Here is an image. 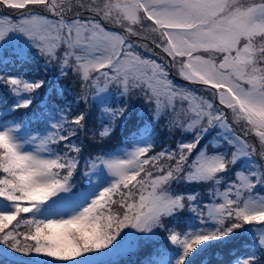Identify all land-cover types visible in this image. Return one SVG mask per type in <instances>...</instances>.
Masks as SVG:
<instances>
[{
	"label": "snow or ice",
	"instance_id": "1",
	"mask_svg": "<svg viewBox=\"0 0 264 264\" xmlns=\"http://www.w3.org/2000/svg\"><path fill=\"white\" fill-rule=\"evenodd\" d=\"M0 7L26 10L15 19L0 17V63L7 62L3 52L22 45L17 58L34 49L46 66L58 64L61 76L71 71L79 99L108 117L101 138L128 111L126 104L108 106L112 86L122 97L140 91L155 120L167 116L169 128L193 134L174 149L149 155L155 128L146 124L132 137L131 151L87 163L80 176L87 183L77 189L81 146L73 138L87 130L90 114L72 115L71 106L49 103L51 89L40 95L43 79L0 74V87L14 97L8 113L41 103L31 115L0 121V264H103L95 253H121L133 240L156 237L157 230L172 247L147 264H195L214 242L234 233L249 241L230 264H264V164L253 159L264 160V0H0ZM130 37L151 38L169 65L141 56L135 49L147 45ZM168 66L212 90L222 109L174 85ZM33 121L37 127L30 129ZM233 124L256 138L259 152ZM214 129L227 150L201 146ZM60 145L66 151L54 147ZM238 162L234 180L222 175ZM180 182L210 185L211 202L200 207L199 193L172 187ZM186 206L198 223L181 232L173 221ZM27 213L31 217L21 215ZM12 253L48 259L22 262Z\"/></svg>",
	"mask_w": 264,
	"mask_h": 264
},
{
	"label": "trees",
	"instance_id": "2",
	"mask_svg": "<svg viewBox=\"0 0 264 264\" xmlns=\"http://www.w3.org/2000/svg\"><path fill=\"white\" fill-rule=\"evenodd\" d=\"M2 56L7 62L0 63V74L12 76L22 75L26 79H43L46 83L45 87L40 90V95L43 97L44 94L48 93L51 89L50 94L47 96L49 103L55 102L60 105L71 106L72 115H75L79 110L87 111L90 114L87 130L80 131L78 138H73L74 142L81 146V153L78 157L80 163L77 173L74 174V180L77 181V189H79L82 184L87 183L86 179H80V176L86 170L87 163L91 162L99 155H114L121 152L123 149H132L134 146L132 144V137L137 129H143L146 124L154 125L156 130L154 135V148L152 152L149 153L150 155H155L165 148L169 149L171 148V145H173V147L176 146L179 138H193L192 133L183 132L179 128L170 131L166 126L168 117L165 116L161 117L159 120H155L153 118L152 108L150 107L149 111L148 105L142 110L139 107L131 109L127 105L126 97H119V91L115 86H112L115 91L110 89L114 99L108 106L111 108H119L126 104L127 107H129V110L125 113L126 118L116 119L111 135L109 137L101 138L99 136V131L101 130L102 123H109L108 117L102 115V109L93 107L91 104L85 105L84 102L79 99V96L72 90L73 83L64 80V77L60 75L57 65L53 68L50 65V68H48V65L46 66L44 62V57H37L33 54H26L24 57L17 58L16 52L9 53L5 51L2 53ZM13 100L14 97L8 93L6 88L0 87V111H7L8 106L13 103ZM216 101L219 103L217 98ZM40 107V101H36L34 102L32 109H22L18 113H6L0 118V121L6 120L12 122L18 120L25 111H28L29 115H31L32 112L37 111ZM227 111L228 110H226V112ZM228 117H230V112H228ZM35 127H37V122L33 121L30 129H34ZM217 132L218 130L216 129L212 130L210 135L206 136L201 141V146L208 145L209 152L227 149V145L225 144H223L224 146L218 147V149L212 147V140ZM62 150L66 151V149L63 148ZM72 155H75V153H72ZM193 155H195V153H193ZM241 167L242 163H237L235 169L230 168V170L232 169L231 173L235 170H239ZM2 175L3 173H0V176ZM223 188L224 185L222 184L221 190H223ZM75 190L76 189H74V191ZM177 191L199 193L198 202L200 207L211 202L210 185L184 183L181 185L179 184V189ZM113 207L116 208V206ZM21 215H29L28 217H31V213H28V215ZM178 215L180 221L177 222L174 220L173 225L177 226V230L181 232L185 230V225L189 226V223L193 219L197 220L195 214L192 213L187 206ZM27 230V228L20 229V231L23 232H26ZM161 235L160 238L154 237L150 240H140L138 250L135 253L133 252L131 256H125L119 260H114L109 264H147L150 259H158L160 250L172 247L166 239L167 234L161 232ZM247 241H249V238L246 235H238L234 233L232 237L225 238L223 242H214L212 246L208 247L196 258L195 264H230V261L235 255H239L243 252L242 245ZM106 263L107 262H104L103 264Z\"/></svg>",
	"mask_w": 264,
	"mask_h": 264
},
{
	"label": "rangeland",
	"instance_id": "3",
	"mask_svg": "<svg viewBox=\"0 0 264 264\" xmlns=\"http://www.w3.org/2000/svg\"><path fill=\"white\" fill-rule=\"evenodd\" d=\"M22 11H26V10H12V9H7V8H4V7H0V17H11V18L15 19V18H18L21 15ZM35 11L40 12L43 15H50L47 12H43V10H41V9H35ZM84 15L87 16L88 14L85 13ZM148 23H150V22H148ZM105 27L109 28V29H111L113 31L122 32V29H120L119 27H115V26H113L111 24H105ZM130 39L133 41L134 44H138V45H145L146 44L147 45V49L145 47H138V48L135 49L141 56L147 57L149 59H154L157 63H161V64H164L166 66L169 65V58L166 56V54L162 53L159 48L155 47V45L151 41V38L143 39V38H138V37H130ZM19 47H22V45H13V47L8 49L7 52L14 53V52H16L17 48H19ZM31 54L36 55L37 57H43V56H40L34 49L31 51ZM44 62L46 64V61H44ZM50 65L52 66V68L56 67V65L58 66V64L52 63V64H48V68H50ZM58 70L60 71L59 66H58ZM167 71H168V79L171 80L173 82V84L176 85L178 88H181V89H184V90H193V91H195L197 96L204 97L205 99L211 100L214 103V105H216L218 108L222 109V106H220L219 103L216 101V97L213 96L212 90H209L208 88H206L203 85L191 84L188 81L184 80L178 74L177 67L168 66L167 67ZM63 77H64L65 81H71V83H73V87H72L73 88L72 89L73 92L76 95L80 96L81 89H80L79 81H78L77 78H75L73 76L71 71H69V74L67 76H63ZM111 90L115 91L112 87H111ZM118 95H119L120 98L122 97L120 95V93ZM124 97H126L127 105L131 109H133V108L135 109V108L139 107L142 110L143 108L147 107V105L149 107V111H150V107L153 108L152 105H150L149 103L146 102V100L144 98V94L141 93L138 90L136 92H134V93H132V94H130L128 96H124ZM185 106H186V104H185ZM129 107H128V110H129ZM224 111L226 112V109H224ZM0 113H3V115H4V114H6L8 112L7 111H4V112L0 111ZM3 115H0V118ZM228 119L231 122V114H230V117H228ZM8 122H10V121H8ZM166 126H167V128L170 131H173L174 129L177 130V128H169L168 121L166 123ZM232 127H233V130H234V132L236 134H237V131H238L242 135L241 136L242 138H246L249 143L256 145L257 151L259 152V144L256 141V138L254 136L245 137L244 130L239 125L233 124ZM218 131H220V130H218ZM155 133H154V135H155ZM220 134L222 135L223 133L220 132ZM187 140H191V139L179 138L178 142L187 141ZM171 144H172V141H171ZM212 144H218V147L224 146L223 143L218 140V132L216 133V136L212 140ZM54 147H58V148L62 149V145L54 146ZM175 147L176 146L173 147V145H171V148H169V149H174ZM125 150L131 151L132 149H123L121 152H119L117 154H122ZM224 150H227V149H224ZM253 159H255L260 164H264V160H261L259 155L254 156ZM238 163H242L243 164V162H238ZM230 168H231V166H230ZM231 171H232V169L229 171V173L222 174V175H224L229 180H234L235 176L233 175V173H231ZM179 184L181 185V184H184V183L183 182L173 183L172 187L175 190H178L179 189ZM221 188H222V184L220 185V189ZM27 215H28V213H27ZM193 223H198V219L197 220L193 219L189 223V226H191ZM125 231H129L130 232L131 230L126 229ZM21 232H23V231H21ZM157 232H158V235L156 237L160 238L162 236L161 232L159 230H157ZM134 235H140V234H134ZM139 244H140V240H133V241L128 243V245L126 246V249L123 252H121V253H118V254H115V255H109V256H101L100 253H95V256L100 258L103 263L107 262L106 264H109L112 261L119 260L122 257L131 256L133 252L135 253L138 250V247H139L138 245ZM201 247H203V246H201ZM11 258H15V259H17L19 261H23V262H26V261H28L30 259H35V260L48 259V258L36 257V256L25 257V256H21L18 253H16V254L12 253L11 254ZM54 264H70V262H54Z\"/></svg>",
	"mask_w": 264,
	"mask_h": 264
}]
</instances>
